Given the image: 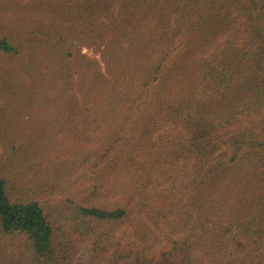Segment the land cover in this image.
<instances>
[{"label":"trees","instance_id":"trees-1","mask_svg":"<svg viewBox=\"0 0 264 264\" xmlns=\"http://www.w3.org/2000/svg\"><path fill=\"white\" fill-rule=\"evenodd\" d=\"M29 7L0 32V264H264V0Z\"/></svg>","mask_w":264,"mask_h":264},{"label":"rangeland","instance_id":"rangeland-1","mask_svg":"<svg viewBox=\"0 0 264 264\" xmlns=\"http://www.w3.org/2000/svg\"><path fill=\"white\" fill-rule=\"evenodd\" d=\"M30 1L31 0H18V4L21 5L22 8H16L12 7L8 0H0V32H12L16 38H23L25 36L30 20L34 18L36 14L33 13L32 9L29 7ZM37 17L43 19L40 13H37ZM225 39H223L222 42ZM83 53L94 56L93 51L88 48H84ZM25 57L29 58V53L27 51L18 55L16 59L22 60L23 58V60L26 61V59H24ZM30 108L31 107L27 110ZM218 154L222 156L228 155L225 150H221ZM169 244V242L163 241L155 249L146 264H155L159 257L168 249ZM110 257L111 254L102 255L95 253L91 250L89 245L83 244H78L73 253V260L83 264H107Z\"/></svg>","mask_w":264,"mask_h":264}]
</instances>
